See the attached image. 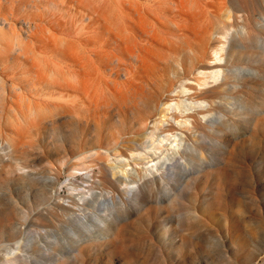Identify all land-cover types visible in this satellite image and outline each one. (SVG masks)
Here are the masks:
<instances>
[{
  "label": "rangeland",
  "instance_id": "1",
  "mask_svg": "<svg viewBox=\"0 0 264 264\" xmlns=\"http://www.w3.org/2000/svg\"><path fill=\"white\" fill-rule=\"evenodd\" d=\"M205 64L218 130L132 191L140 84ZM0 264H264V0H0Z\"/></svg>",
  "mask_w": 264,
  "mask_h": 264
},
{
  "label": "bare ground",
  "instance_id": "2",
  "mask_svg": "<svg viewBox=\"0 0 264 264\" xmlns=\"http://www.w3.org/2000/svg\"><path fill=\"white\" fill-rule=\"evenodd\" d=\"M119 16L120 15H118V17ZM88 38H89V36H88ZM75 42H77V41H75ZM78 42L81 43V37L79 38ZM86 42H89V40H87ZM117 42L118 41H116V43ZM177 42H179V41H177ZM94 43H96V42H94ZM145 43H146V41H145ZM89 44H90V42L87 45L88 47H89ZM91 44H90V46H91ZM84 45H83V47H85ZM77 46H79V45H77ZM174 46H175V48L177 47L175 44H174ZM116 49H118V48H116ZM176 49H178V48H176ZM89 50H91V49H89ZM80 51H81V49H80ZM90 52H92V51H90ZM87 53L91 54V53H89V51H87ZM181 53H183L182 50H181ZM83 54H84V52H83ZM92 54H93V52H92ZM167 54H169V53H167ZM185 54H182V55L180 54V55L183 56ZM83 57H84V55H83ZM87 57H88V55H87ZM172 57H170V58H172ZM115 58H116V56H115ZM119 59H120V56H119ZM178 59H179V61H181L183 58L181 57V58H178ZM107 60H108V58H107ZM121 60H122V58H121ZM175 60H177V59H175ZM168 61H169V59H168ZM173 61H174V58L172 60H170L169 62H171V64H172ZM86 62H88V61H86ZM91 62H92V60H91ZM177 62H178V60H177ZM130 63H132V62H130ZM119 64H121V62ZM89 65H90V63H89ZM122 65L125 66L126 64H122ZM164 65H167L168 67H170L169 64H165V61H164ZM120 67H121V65H120ZM174 67L175 66H173V68ZM130 68L133 69L134 67L133 68L130 67ZM135 68H136V66H135ZM159 68H160V66H159ZM203 68H204V70H200L201 69L200 68L199 71L196 74H194L193 76H187L186 75L187 72L185 73L184 71H183L184 72L183 74L182 73L180 74V73H178V71L175 68L174 69L171 68L172 69L171 71L175 70L176 78H178L179 81H180V85L179 86L175 85V82L173 83L172 79H170L169 75H167L169 73V71H167L168 72L167 73L165 69L164 70L162 69V71H160L158 73L155 71L156 69L153 70L154 73L153 74L150 73L151 76H149V79H147V80H150V82L149 83H141L140 84L141 87H139V88H142L141 91H145L147 97L155 102V105H153V106L151 105V106H152V109H153L154 106L156 107V113H155V119L152 121V126L147 128L146 131L144 132V134L141 135V137L138 139L140 143L142 142V146L141 147H142L143 150H141V152H139V153H135V154L132 153V157H131V159H128L127 165H129L130 162L132 163V161L146 160V159H148L151 156L157 157L158 161L156 163H151V165L147 162L148 165H149L148 167L146 166L147 167L146 168L147 172L140 171L139 169H137V167H135V165L131 166V167L126 166L128 168L122 169V171H121L122 177L126 180L127 183L128 182H133V184H134V186L130 187V189L132 191H134V190L139 188L140 181L143 180V179H149L150 180V179H155V178H162L164 176L162 171H164V169L167 166L172 165V164L176 163L177 161H180V159L183 158V156L187 153L188 150H192V151H196L197 152V150H196L197 148L195 147V145H192L191 142H190V140L194 136L195 128L197 126H199L200 124H202L203 122H205V119H207L208 117H211L212 120L213 119H216V120L221 119L220 114L218 112V108L220 106V103L218 101H210V100L204 98L205 90L203 88L205 86L203 87V85H210L211 83H214V84L219 83V80H220V78L223 75V71L218 69L219 71H217V72L212 70L211 71L212 73H209L205 69H209V71H210L211 68H214V67H210L209 64H205ZM183 69L185 70L186 68L183 67ZM167 70H169V69H167ZM129 71L131 73L133 70L132 71L131 70H127V73ZM135 71H136V69H135ZM129 74H127L128 75L127 76V80L128 81L131 79ZM189 74H191V73H189ZM93 77H94V75H93ZM66 78H68V77H66ZM133 79H135V78L133 77ZM133 81H135V80H133ZM145 82H147V81H145ZM85 85H86V83H85ZM75 87L76 86H74V88ZM78 87H79V85H78ZM87 88H89V87H87ZM140 95H142V94H140ZM92 100H93V98H92ZM89 103L91 104L90 100H89ZM75 107H76V105H75ZM216 120H213V122H212V126L215 129V131L218 130V126H217L218 123L216 122ZM150 123H149V125H150ZM195 134H197V133H195ZM134 143H135V141H134ZM131 152H133V151H131ZM120 158H121V156H120ZM149 159H151V158H149ZM146 161H149V160H146ZM124 162H126V161H124ZM142 163H144V162H142ZM143 165H145V164H143ZM141 169H144V168H141ZM114 172L116 173V171H114Z\"/></svg>",
  "mask_w": 264,
  "mask_h": 264
}]
</instances>
